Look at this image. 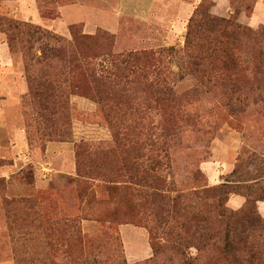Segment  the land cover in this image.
<instances>
[{
  "label": "rangeland",
  "instance_id": "1",
  "mask_svg": "<svg viewBox=\"0 0 264 264\" xmlns=\"http://www.w3.org/2000/svg\"><path fill=\"white\" fill-rule=\"evenodd\" d=\"M204 3L211 16L234 18L264 33V0H0L1 18L68 41L73 26L100 36L92 64L99 75L114 79L124 69L151 71L148 80L128 84L125 92L116 90L112 103L118 108L105 110L70 94L67 116H57L52 127L28 95L22 47L12 52L7 34L0 32V264H182L168 251L154 256L153 243L163 245L166 240L149 207L130 217L124 209L122 223L110 227L116 207L103 181L111 180L114 153L88 148L77 156V144H102L96 150H106L114 145V134L132 136L130 126L142 127L140 131L157 142L154 151L147 150L152 158L158 156L159 173L173 197L181 191L191 195L223 183L236 185L232 173L239 165L249 180L242 186L264 185V170H257L264 167V83L241 88L239 99L230 101L224 86L201 85L186 71L188 27ZM145 53L157 55L151 68L143 62L126 63L129 55ZM257 76L264 77V67ZM143 83L173 89L180 102L157 98ZM66 125L70 139L47 137ZM79 162L101 169L89 176L88 188L78 183ZM103 199L105 203L99 202ZM246 202V197L233 194L227 207L238 211ZM212 204L203 210L211 211ZM257 206L264 219V201ZM170 228L175 237L180 233L175 224ZM221 232L218 229L215 238L219 247ZM186 251L200 255L202 262L215 261L218 254Z\"/></svg>",
  "mask_w": 264,
  "mask_h": 264
},
{
  "label": "trees",
  "instance_id": "2",
  "mask_svg": "<svg viewBox=\"0 0 264 264\" xmlns=\"http://www.w3.org/2000/svg\"><path fill=\"white\" fill-rule=\"evenodd\" d=\"M70 30L72 39L68 41L34 25L0 17V32L7 34L11 51L16 52L17 46L23 49L28 95L40 108L42 120L52 122V127L57 116H67L70 94L88 98L101 108L105 107V110L109 106L118 108L119 105L112 103L116 90L121 87L120 91L125 92L128 84L148 80L151 73L143 67L133 73L132 69L130 73L127 72L130 69H124L114 79L99 75L92 64L97 58L96 48L100 36L84 34L77 26ZM185 55L186 71L189 70L201 85L224 86L230 101L239 99L236 95L241 92V88L264 83V77L257 76L264 67V33L242 26L234 18L211 16L206 3L196 10L190 21ZM129 58L126 63L143 62L148 68L157 61L154 53L132 54ZM143 84L151 87L156 97L165 102H180V95L171 88H163L158 83ZM104 114L107 117L106 112ZM131 128L132 136L114 134V145L106 150H96L103 147L102 144L98 147L91 143L77 144L79 158L85 155L88 148L93 149L88 152L114 153L111 180L106 182L103 176L105 187L109 189L116 207L111 216L116 221H111L110 227L122 223L119 219H122L120 212L124 209V215L130 217L136 215L141 207H149L150 216L155 218L166 240L163 245L153 243L155 257L168 251L171 257L182 264H264V219L257 206L258 202L264 201V185L242 186L249 180L239 165L232 173L238 182L236 185L223 183L215 188L195 191L191 195L181 191L173 197L167 182L159 173L161 162L158 156L152 158L147 150L154 151L151 148L157 142L143 134L140 131L142 127L130 126L128 131ZM47 135L49 139H70L69 125H66L65 130H53ZM117 150H122L125 156L116 155ZM107 159L102 162L106 163ZM257 170L262 171L264 167ZM93 171L100 172L99 165L93 169L86 168L82 162L78 163V183L83 188L90 187L88 179L93 176ZM233 194L247 198L245 207L238 211L227 207ZM210 201H213V209L204 211L203 207ZM99 202L105 203L106 200ZM137 223L141 224V220ZM174 224L180 230L176 237L170 231V226ZM149 229L151 235L154 234V228ZM218 229L222 231L220 247L215 241L220 235L216 234ZM77 240L82 244V237ZM191 248L203 253L217 251L218 254L215 261L207 259L202 262L200 255L192 257L187 254L186 249ZM100 263L105 264L106 261L101 260Z\"/></svg>",
  "mask_w": 264,
  "mask_h": 264
}]
</instances>
